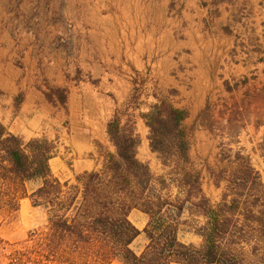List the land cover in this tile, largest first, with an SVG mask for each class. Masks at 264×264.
I'll return each mask as SVG.
<instances>
[{
	"label": "trees",
	"instance_id": "16d2710c",
	"mask_svg": "<svg viewBox=\"0 0 264 264\" xmlns=\"http://www.w3.org/2000/svg\"><path fill=\"white\" fill-rule=\"evenodd\" d=\"M66 93L56 85L45 91L63 107ZM154 98L136 114L133 87L115 105L105 125L110 145L101 148L99 166L75 173L73 182L52 173V140L24 139L0 122V211L18 210L27 197L45 214L23 240L0 237V264H264V183L245 148L232 146L240 128L236 134L221 131L214 161L200 165L190 154L187 110L162 95ZM212 110L207 100L196 118L209 131L238 120L224 110L215 118ZM137 116L148 128L160 174L137 156ZM255 150L264 160V135ZM203 169L220 190L214 200L203 189ZM134 208L147 215L142 230L128 217ZM140 232L147 242L137 253L131 243ZM183 232L197 235L198 243L181 240Z\"/></svg>",
	"mask_w": 264,
	"mask_h": 264
},
{
	"label": "crops",
	"instance_id": "0c3cea01",
	"mask_svg": "<svg viewBox=\"0 0 264 264\" xmlns=\"http://www.w3.org/2000/svg\"><path fill=\"white\" fill-rule=\"evenodd\" d=\"M175 1L171 11L168 0H113L112 14H98L96 23L87 16L79 78L72 65L64 77L63 56L45 55V32L25 30L15 40L0 30V122L24 139L52 140L49 165L61 181L99 166L101 148L110 145L106 122L131 91L130 70L155 76L161 91L174 87L173 104L194 111L207 100L226 113L235 102L264 99V0ZM45 83L67 87L64 107L47 99ZM128 217L139 230L147 222L135 208ZM185 233L181 240L199 241ZM146 242L140 232L131 247L139 253Z\"/></svg>",
	"mask_w": 264,
	"mask_h": 264
},
{
	"label": "rangeland",
	"instance_id": "374dc122",
	"mask_svg": "<svg viewBox=\"0 0 264 264\" xmlns=\"http://www.w3.org/2000/svg\"><path fill=\"white\" fill-rule=\"evenodd\" d=\"M175 2V0H168L169 10L172 11ZM114 9L115 4H113V0H0V20H2L0 30L3 28L7 29L11 32V36H15V40H19L20 34L25 30L35 33L45 32L46 36L40 39V45L42 46V50L45 51V55H50V57L63 56L65 58L64 77H68L67 70L72 65L75 68L72 76L79 78L81 77V73L77 68V57L81 41L86 38L83 37L82 31L87 26L85 22L87 16L93 15L94 23H96L98 14H112ZM130 73L132 76V87L128 95L133 91V87L138 88L137 108L134 110L136 114L148 109V105L155 101L154 95H162L170 101L176 95L177 91L174 87H168L164 91H161L156 77L150 76L146 71L138 73L137 71L130 70ZM86 76L91 79L87 73ZM186 83L187 87L190 86L188 80ZM45 84L48 89L49 84ZM149 97H153L154 99L149 100ZM255 98L253 103H246V106L243 102H235L229 108H226L227 112L234 113L238 120L235 121L233 126L224 125L223 130L220 128L221 125H216L213 131H209L201 124H197L196 118L199 110H191L187 103L185 107L179 106L186 109L188 113L185 125L190 130V154L196 163L202 165L204 159L208 162H213L216 153L220 149L219 133L223 131L227 134H236V131L240 128V133L234 136V140H238V143H233L232 146H242L245 148L250 154L254 166L259 170L264 183V160L255 150L257 143L264 135V99L262 97L261 100V97L258 95ZM179 100L182 99L180 98ZM218 103H212V111L215 118L218 117V113L223 109ZM241 106L242 109L239 108ZM137 120L136 130L140 136L137 156L141 160L143 159L148 162L154 174H160L163 172V168L156 154L151 152L148 147V128L142 118L137 116ZM229 138L233 139L228 135L227 139ZM35 185V183H30L28 186L35 187ZM202 186L206 194L213 200L217 198L220 190L208 181L205 169H203ZM44 220L45 214L42 208L33 207L28 198L21 199L18 210L11 213L0 211V237L8 241H21L26 237L29 230L42 224ZM186 235L187 233L185 232L181 234L185 239ZM138 244L139 240L135 242L134 247ZM1 261L0 255V263ZM112 264L119 263L114 261Z\"/></svg>",
	"mask_w": 264,
	"mask_h": 264
}]
</instances>
